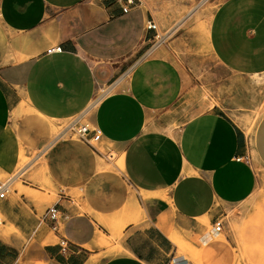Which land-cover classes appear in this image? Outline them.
I'll return each instance as SVG.
<instances>
[{
	"label": "crops",
	"instance_id": "1",
	"mask_svg": "<svg viewBox=\"0 0 264 264\" xmlns=\"http://www.w3.org/2000/svg\"><path fill=\"white\" fill-rule=\"evenodd\" d=\"M123 5V0H0L3 27L29 36L11 42L41 47L28 60L0 65V185L21 163L23 145L13 126L21 99L52 121L90 109L89 126L122 152L127 179L145 192L168 195V235H175L173 229L191 232L193 240L198 236L199 243L210 244L220 234L204 242L208 231L201 220L212 224L226 205L247 200L259 187L249 154L264 167V115L250 143L231 115L202 100L191 56L157 44L141 5L128 12ZM46 30L50 40L43 36ZM208 43L232 74L264 75V0H224ZM105 84L112 89L106 91ZM31 189L23 184L0 198V264H19L32 240L43 243V264H163L176 257L177 247L157 226L128 229L121 249L99 247L94 224L62 200L67 246L45 242L48 230L27 195Z\"/></svg>",
	"mask_w": 264,
	"mask_h": 264
},
{
	"label": "rangeland",
	"instance_id": "2",
	"mask_svg": "<svg viewBox=\"0 0 264 264\" xmlns=\"http://www.w3.org/2000/svg\"><path fill=\"white\" fill-rule=\"evenodd\" d=\"M223 1L136 0V4L146 12V26L149 20L156 23L157 30L153 31L157 44L169 45L181 57L191 56V70L201 85L202 100L209 106L219 105L243 127L246 120L264 113V83L258 85L251 75L232 74L213 55L209 31ZM15 36L29 37L5 29L0 22V65L28 60L41 49L33 42L12 43ZM43 36L51 39L47 30ZM102 87L112 89L106 84ZM19 105L22 109L13 119V126L23 145L21 163L17 172L1 180L4 183L11 178L12 192L21 190L23 184L33 187L27 195L37 205L41 224L47 227L45 242L62 239L42 220L47 209L57 203L61 211L58 231L67 240L61 200L77 216L90 219L99 247L121 249L128 229L157 226L168 235L172 223L168 195L137 188L119 165L122 152L116 145L102 139L87 141L80 133L81 124H90L92 110L75 118L52 121L34 113L23 99ZM43 123L47 125L43 127ZM59 136L61 139L50 145ZM249 158L259 187L247 200L225 206V229L210 244L199 243L198 236L193 240L191 232L180 234L173 229L176 237L168 236L177 247L176 257L186 258L189 264H264V167L252 151ZM235 213L240 214L239 218H232ZM201 222L206 231L212 228L208 221ZM3 228L0 224V230ZM42 246L32 240L24 248L19 264H43Z\"/></svg>",
	"mask_w": 264,
	"mask_h": 264
},
{
	"label": "built area",
	"instance_id": "3",
	"mask_svg": "<svg viewBox=\"0 0 264 264\" xmlns=\"http://www.w3.org/2000/svg\"><path fill=\"white\" fill-rule=\"evenodd\" d=\"M123 1H124V5L122 6V9L124 12L130 11L133 7H135L137 5L136 0H123ZM148 28L156 31L157 25L153 20H149ZM79 131H80V133H82L85 140H87V141H91L90 139H101V137H102V134L98 129L91 128L87 124H85V125L81 124ZM10 180H11V178L0 185V198L5 197L6 193L10 190V186H11ZM60 213H61V211H60L58 205L55 204L54 206L49 207L47 209L46 213L42 217V220L45 223H49L51 225V227L53 229L57 230V232H58V228H59L60 221H61ZM0 223H1V220H0ZM211 225H212V228L210 230H208L207 235L203 239L204 242L209 241L212 237H214L215 235H218L224 231L225 221H224L223 215H220L219 217H217ZM60 245L62 247L67 246V240L65 237H62ZM183 260L184 259H182L180 257H171L168 261L164 262L163 264H182Z\"/></svg>",
	"mask_w": 264,
	"mask_h": 264
},
{
	"label": "bare ground",
	"instance_id": "4",
	"mask_svg": "<svg viewBox=\"0 0 264 264\" xmlns=\"http://www.w3.org/2000/svg\"><path fill=\"white\" fill-rule=\"evenodd\" d=\"M252 77H254V82L259 84H263L264 83V75H252ZM264 115V113H261L259 115V117L257 119H248L246 120V122L243 125V129L245 130V132L247 133V136L249 138V142L252 143L253 140V135L255 132V127L257 122L262 118V116ZM59 133V132H58ZM60 135V134H59ZM256 159L258 160V158L256 157ZM120 165V162H119ZM17 172V171H16ZM233 216V215H232ZM235 216V215H234ZM236 217V216H235ZM234 218V217H232ZM176 236H173L172 238H174ZM38 263V262H37ZM43 263V262H42ZM36 264V263H35ZM41 264V263H40Z\"/></svg>",
	"mask_w": 264,
	"mask_h": 264
}]
</instances>
